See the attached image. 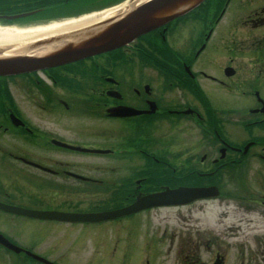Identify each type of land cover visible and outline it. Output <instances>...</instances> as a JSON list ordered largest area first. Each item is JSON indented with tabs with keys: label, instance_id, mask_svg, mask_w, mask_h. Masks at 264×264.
Here are the masks:
<instances>
[{
	"label": "flooded vegetation",
	"instance_id": "obj_1",
	"mask_svg": "<svg viewBox=\"0 0 264 264\" xmlns=\"http://www.w3.org/2000/svg\"><path fill=\"white\" fill-rule=\"evenodd\" d=\"M241 1L240 8L247 11L242 21L249 28L247 38L258 49L248 55L247 63L240 61L239 56L244 55L236 51L234 44L240 37L233 35V29L221 31L218 40L209 41L208 29L211 34L213 31L209 28L212 23L209 18L213 13L212 6L208 5L205 11L201 8L185 20L159 27L117 51L0 80V126L4 131L1 135L7 139L5 146L0 145L2 154L14 157L29 154L30 149L26 147L31 141L29 136L40 140L37 149L48 152L57 148L51 141L61 140L65 131L71 132L74 141L86 143L94 138L95 129L101 127L103 148H110L107 146L113 144L108 142L110 124H117L121 146L115 151H121L122 162L88 165V174L84 176L89 180L76 187L77 194H89V198L99 203L127 204L138 193L151 191L161 177L168 185H174L170 183L177 180L186 184L193 181L207 185L220 183L224 170L240 167L233 163L239 160L247 143L252 146L246 153L258 148L264 151V0ZM257 61L260 66L256 65ZM245 64L251 67L246 68ZM230 66L234 69L227 75L225 68ZM209 87L221 92L209 91ZM240 87L242 96L247 98L234 104L232 100L237 99L234 93ZM225 99L231 100L232 105L225 107ZM118 106L142 112L109 117L107 110ZM64 109L68 111L66 115ZM10 114L23 125L11 123ZM33 119H38L40 125ZM79 119L90 123L81 125ZM181 129L189 136L195 132V144L187 141L183 149L161 146L160 138L165 136L176 144V134ZM224 146L222 159L220 148ZM179 151L182 153L176 154ZM177 155L180 168H172L173 174L169 175L167 168H171L170 162L175 161ZM158 161L163 164L158 165ZM53 162L56 166L66 165L58 160ZM258 166L264 167V164ZM157 168L161 174L152 175ZM177 170L180 172L176 174ZM60 171L62 169H54L53 174L58 175ZM154 177H159L156 182H152ZM261 197L264 196L259 195L256 201H261ZM88 227L93 229L91 225H81V228ZM62 245L49 243L39 253L61 264L65 254L74 247L69 244L64 250ZM97 246L104 247L95 245L96 252L100 249ZM260 257L264 264L263 250ZM89 260L84 264L100 263ZM26 262L41 264L32 259ZM195 262L198 261L180 263Z\"/></svg>",
	"mask_w": 264,
	"mask_h": 264
},
{
	"label": "rangeland",
	"instance_id": "obj_2",
	"mask_svg": "<svg viewBox=\"0 0 264 264\" xmlns=\"http://www.w3.org/2000/svg\"><path fill=\"white\" fill-rule=\"evenodd\" d=\"M233 13V8L226 11L223 19L230 18ZM246 29H240L237 31L239 35H244ZM241 45H245L241 44ZM247 51V50H242ZM243 63L247 61L240 60ZM260 66V63H256ZM217 69V65L213 66ZM212 67V68H213ZM244 67L250 68L251 65L245 64ZM213 71V70H212ZM215 73V71H213ZM237 92H242L240 89ZM247 89V88H246ZM208 90H216L218 93L220 89L215 87H209ZM245 90V89H244ZM238 95V94H237ZM242 95V94H241ZM212 99L216 101L215 96L212 93ZM245 97V96H244ZM240 99V97H237ZM247 98V97H245ZM65 137H71V132H64ZM193 135H188L183 129L178 130L176 134V144L179 149H183L187 141H191V144H195ZM190 144L191 147H193ZM62 152L63 156H68V153ZM72 153V152H70ZM75 156L79 160H89L88 164L109 163L99 161V157L95 155H88L83 153H73L70 160H74ZM33 161L39 164L49 166L50 163L43 160L39 156H31ZM96 161V162H95ZM119 162L117 159L116 163ZM255 159H250V164L258 163ZM18 163L14 166L12 163L7 162L0 158V183L8 190L9 185H12L18 189H23V186L31 187L29 193L20 194L16 188H12L11 194L13 196L0 197V200L6 202L9 205H20L26 208H39L42 204H57L59 198L63 193L55 192L52 189L45 188L44 184L33 182L34 174H31L27 169L35 171V169L27 166H23ZM79 169L78 167H71ZM80 170V169H79ZM88 173V172H86ZM15 178V180H14ZM35 179L40 177L34 176ZM22 181L23 184L18 183ZM58 181L59 179H53ZM59 183L61 181H58ZM260 185L264 187V172L257 171L255 175L251 172H244V192L248 191L246 187H256ZM71 186V185H69ZM74 187V186H73ZM225 191L232 190V185H223ZM44 188V189H43ZM2 190V189H1ZM13 190L16 192L13 194ZM20 194V195H19ZM246 194V193H245ZM236 195L240 196L238 192ZM64 195H62V198ZM241 197V196H240ZM246 198V200H244ZM234 198H220L211 199L208 201H200L191 204L190 206H184L179 208H162L148 211L142 215H132L126 217L117 222H106L99 227H93V229L81 228L80 224H75V230L81 233L67 234L70 239L76 238L80 241V244L88 249L87 252H71L66 253L64 260L61 264H83L87 259L106 260L108 264H117L123 261L126 264H138L135 262L139 258L147 259L153 263V257L157 251V247L160 250V255L157 256V260L167 259L170 262L184 258L186 255L193 254L196 246L200 244H207L215 251L217 246H221L227 253V258L230 264H237L241 260H248L249 264H259L260 256L253 259L251 252H248V245H252L256 236L254 234H261L264 232V207H252L248 202V196ZM46 200L51 201L47 203ZM52 203V201H55ZM90 204V203H89ZM85 205H83L84 207ZM0 213H2L0 211ZM144 215V217H143ZM50 221H40L31 219L19 215H0V232L8 238L23 246L34 245L37 250H42L47 243L50 242L52 234L42 233L43 229L52 225ZM37 224H41V228L35 229ZM258 228H261L258 230ZM99 230V234L106 240V254L101 252H92L93 246L88 244V239H95L97 237L96 231ZM263 231V232H262ZM146 236L141 239L142 234ZM61 234V233H59ZM151 235V236H150ZM153 236V237H152ZM262 236V234H261ZM157 238V240H156ZM254 239V240H253ZM97 245L96 242H93ZM172 243V247L170 246ZM189 247L191 250L186 251ZM77 247L76 249H80ZM210 248V250H211ZM207 248H201L200 253L195 257L198 259L210 260L211 254ZM264 251V248H263ZM4 248L0 246V264H22V256L8 255L5 253ZM139 257V258H138ZM192 258L188 256V259ZM245 262V264H248ZM105 264V263H100ZM261 264V263H260Z\"/></svg>",
	"mask_w": 264,
	"mask_h": 264
},
{
	"label": "water",
	"instance_id": "obj_3",
	"mask_svg": "<svg viewBox=\"0 0 264 264\" xmlns=\"http://www.w3.org/2000/svg\"><path fill=\"white\" fill-rule=\"evenodd\" d=\"M201 0H147L139 3L133 8H129L126 11L119 13L111 18L102 20L99 22V26H105L99 31L94 29V34L79 41L82 36L76 37L77 42H82L80 47H86L93 42H98L102 46L108 48L117 46L131 39L134 35L157 26L166 20L178 15L182 9L188 10L196 5ZM78 33L77 35H81ZM67 52L70 54L79 53V48H68ZM35 59L30 57L26 58H0V73H10L14 71L23 70L28 66H35ZM205 193L204 190H189V189H176L170 191L168 194L154 195L148 199L139 198L135 204L131 205L127 209L138 210L149 205L157 204H169L164 202H170L172 199L193 198L197 195ZM184 202V201H182ZM177 203V202H175ZM0 208L5 211L14 212L17 214H24L37 218H49V219H69V220H81L86 219L85 215H72L63 214L55 211H34L27 210L19 207H13L9 205H3L0 203ZM91 216V215H90ZM109 215H99L91 217L92 220H99L108 218ZM0 243L7 248H10L16 252L21 249L9 241H7L2 235H0ZM214 264H220V260L216 259Z\"/></svg>",
	"mask_w": 264,
	"mask_h": 264
},
{
	"label": "bare ground",
	"instance_id": "obj_4",
	"mask_svg": "<svg viewBox=\"0 0 264 264\" xmlns=\"http://www.w3.org/2000/svg\"><path fill=\"white\" fill-rule=\"evenodd\" d=\"M134 0H131L133 2ZM143 1V0H140ZM130 3L126 2L115 8H108L100 12L90 13L84 15L83 17L67 21L64 23H54L46 27H34L29 29H10V28H0V47H3V53H12L15 47L23 44L24 42L37 37L40 34L47 32H55L66 30L75 26L83 25L92 20L103 19L106 17H111L114 14L121 12L123 9L127 8Z\"/></svg>",
	"mask_w": 264,
	"mask_h": 264
}]
</instances>
